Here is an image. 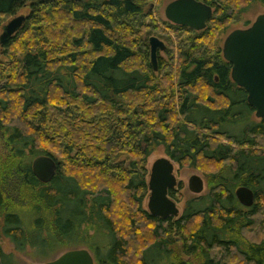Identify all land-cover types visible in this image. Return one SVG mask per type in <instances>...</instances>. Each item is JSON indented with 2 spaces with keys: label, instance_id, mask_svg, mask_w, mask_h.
Masks as SVG:
<instances>
[{
  "label": "trees",
  "instance_id": "trees-1",
  "mask_svg": "<svg viewBox=\"0 0 264 264\" xmlns=\"http://www.w3.org/2000/svg\"><path fill=\"white\" fill-rule=\"evenodd\" d=\"M147 1L0 0V16L30 7L0 50V239L44 261L85 248L94 264H229L231 256L264 264V238L245 237L264 230V118L216 40L264 0H198L213 9L200 31L145 24ZM168 30L186 36L177 63L158 58L157 74L148 31L170 41ZM159 146L180 165L210 168L207 191L177 219L141 206L145 164ZM41 155L57 165L47 183L31 169ZM239 186L254 192L252 206L238 202ZM0 264H15L1 246Z\"/></svg>",
  "mask_w": 264,
  "mask_h": 264
},
{
  "label": "water",
  "instance_id": "water-1",
  "mask_svg": "<svg viewBox=\"0 0 264 264\" xmlns=\"http://www.w3.org/2000/svg\"><path fill=\"white\" fill-rule=\"evenodd\" d=\"M212 14V7L198 0H171L164 8L167 21L196 31L206 27ZM26 17L16 16L1 26V47L22 28ZM149 47L150 62L155 71L157 51L164 50L165 45L158 38L150 37ZM222 56L231 64L232 81L246 91L247 103L254 108V116L257 119L264 118V13L257 15L248 27L228 33L222 44ZM31 169L40 182L47 183L54 177L57 165L51 156L41 155L33 159ZM176 183L172 160L168 157L156 159L151 165L147 181V210L150 215L161 219L178 215L176 203L168 195ZM203 188L200 176H190L188 189L192 193L200 194ZM235 196L244 207L252 206L255 201L254 192L246 186H239ZM40 264H94V259L88 249L78 248L64 251L55 259Z\"/></svg>",
  "mask_w": 264,
  "mask_h": 264
},
{
  "label": "rangeland",
  "instance_id": "rangeland-1",
  "mask_svg": "<svg viewBox=\"0 0 264 264\" xmlns=\"http://www.w3.org/2000/svg\"><path fill=\"white\" fill-rule=\"evenodd\" d=\"M75 1L80 2L81 0H75ZM168 2H169V0L147 1V3L145 4L144 10L149 11V13L151 14V18L150 17L146 18L145 24H147V25L153 24V22L156 21L155 18L166 20L165 16H164V8ZM29 13H30V7L28 5H26L25 7H22L21 9H19L14 15L0 16V33H1V26L6 24L9 20H11L12 18L19 16V15H24V16L26 15L27 16V15H29ZM261 13H264V3H256V4L252 5L248 10L241 13L237 17H234V19H231V21L228 23L229 28L226 29V33L224 32V33H220L219 35H217L216 40L218 39L219 41H221V39H222L221 43L223 44V41H224L225 37L228 35V33H230L234 29H243V28L248 27L254 21L256 16L261 14ZM148 33L152 34L151 37L158 38L156 36V34H157L156 32L148 31ZM166 34H167V36H169L170 41L165 40V39L161 40L160 38H158L159 40H161L164 43L165 48H164V50H158L157 51V58H156L157 69L154 71L157 74H159L158 73V71H159L158 58H161L163 60L164 64L169 66V67L171 66V64L173 62L177 63V61H178V54H177V48L178 47H177V45L179 43V39L184 38L186 36V34L180 33V35H179L177 33L171 32L170 30H168L166 32ZM2 48H3V46L2 47L0 46V50ZM149 61H150V55H149ZM4 154H5V151H4V148H3L2 143L0 141V156L4 155ZM162 157H168L165 154L162 146L154 148L151 151V153L149 154L147 161H146V164H145V168L147 170V175H146L147 181H148V174L150 172V168H151L152 163L156 159L162 158ZM172 162H173V174L176 178L177 183H176L175 188L173 189L175 191L174 196H172L171 199L173 201H175L176 206L179 210L178 215L176 217H173V219H177L178 217L181 216L186 201L190 198H193V197L199 195V194L192 193L188 189V180H189L190 176L198 175L203 179L204 188H203V191L200 193V194H203L207 191V181H206V177H205V172L207 170H210V168H208L204 165H199L197 168H194V167H190L186 164L180 165L174 161H172ZM148 196H149V190L147 187V191L144 195V198H143L142 204H141L142 208L145 210H147ZM258 216L263 217L264 214L260 213ZM121 220H119V221H121ZM166 236H168V237L171 236L173 238V240H175V243H176L175 247L178 249V247L180 245V237L178 235V232L175 230H171L170 234L167 233ZM245 237L250 241H258V240L264 238V230H262L259 227H256L255 229H252L250 231L249 230L246 231ZM147 241L148 242L151 241V238L149 236H148ZM0 246L6 254H12L13 255L15 264H40V263L47 261V260L44 261L45 257L38 258V260L35 259L34 257H32V255L30 254L29 251L24 252V253L15 251L12 244L5 238L0 239ZM76 249H78V248H76ZM63 252H64V250L63 251L61 250V251L53 254L51 256V258L49 259V261L55 259L57 256H59ZM180 256L183 259L188 258L187 256L182 255V254H180ZM93 259H94V257H93ZM188 260L191 262V264H200V261L196 260L193 257L188 258ZM226 260L228 261L229 264H240L241 263L237 256H231V258H227Z\"/></svg>",
  "mask_w": 264,
  "mask_h": 264
},
{
  "label": "flooded vegetation",
  "instance_id": "flooded-vegetation-1",
  "mask_svg": "<svg viewBox=\"0 0 264 264\" xmlns=\"http://www.w3.org/2000/svg\"><path fill=\"white\" fill-rule=\"evenodd\" d=\"M172 190V189H171ZM168 193H169V191H168ZM169 195V194H168ZM171 198V197H170Z\"/></svg>",
  "mask_w": 264,
  "mask_h": 264
}]
</instances>
